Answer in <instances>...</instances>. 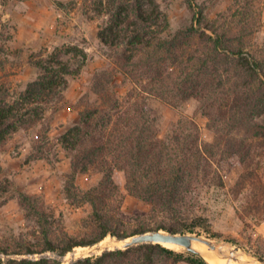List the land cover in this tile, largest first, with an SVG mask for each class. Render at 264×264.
<instances>
[{"label": "trees", "instance_id": "obj_1", "mask_svg": "<svg viewBox=\"0 0 264 264\" xmlns=\"http://www.w3.org/2000/svg\"><path fill=\"white\" fill-rule=\"evenodd\" d=\"M186 1L191 20L177 29L160 0L93 1L95 11L107 18L98 38L110 50L111 62L95 73L81 98L78 123L59 137L71 160L64 195L74 206L90 205L92 212L84 220L85 231L71 235L57 225L42 198L20 192V208L39 227L36 242L20 240L13 249L0 246V253L17 255L6 261L0 257V264H59L45 254L65 256L109 236L122 239L154 230L221 238L212 232L201 203L206 188L226 187L224 169H241L236 194L251 188L264 210L259 174L264 159V44H255L253 6L239 1L235 11L211 19L203 7L195 9V0ZM70 49L83 59L76 70L59 59L60 49L46 60L31 56L29 63L39 75L16 97L1 79L9 58L0 56V146L21 129L37 125L63 101L69 78L80 75L89 57L77 46ZM4 52L0 47V55ZM128 84L132 88L121 95ZM192 100L214 135L212 143H204L198 123L186 116L161 135L152 103L177 108ZM92 172L101 179L89 189L80 188L78 177ZM119 173L124 174L125 191L150 205L147 216L124 217ZM35 255L41 257H31ZM74 264L210 263L200 254L152 243Z\"/></svg>", "mask_w": 264, "mask_h": 264}, {"label": "rangeland", "instance_id": "obj_2", "mask_svg": "<svg viewBox=\"0 0 264 264\" xmlns=\"http://www.w3.org/2000/svg\"><path fill=\"white\" fill-rule=\"evenodd\" d=\"M94 0H0V47L1 59L6 56L8 67L1 73L2 82H7L16 97L27 85L37 79L38 69L29 63L46 60L48 54L56 49L62 50L59 59L73 69L83 62L78 52L70 49L77 46L85 50L89 57L86 67L78 77L69 78L64 99L53 105L45 119L28 129H21L7 143L0 146V246L7 244L14 248L20 240L35 241L39 227L34 219L28 217L18 204L20 192L42 198L49 212L55 215L57 225L71 235L80 236L84 230V220L92 212L88 204L74 206L64 195V182L71 172L68 153L59 145V137L79 121L80 100L88 91L96 72L110 64V50L98 38L99 27L107 18L93 7ZM243 0H195V9L203 7L211 19L222 13L235 11L237 2ZM253 6L256 20V45L264 44V0H248ZM168 12L174 29L191 20V12L186 0H160ZM132 88L124 85L121 95L125 96ZM152 106L160 118V132L164 136L170 124L180 117L194 119L201 130L204 143L214 141L208 129L207 120L198 112L197 102L189 101L173 108L160 102ZM41 151H38L39 147ZM35 156L42 157L35 159ZM226 187L224 189L206 188L202 194V214L208 220L214 233L222 234L215 238L207 233L200 236L214 243L240 248L248 256L264 262V210L254 200L251 188L236 194L234 189L241 169H224ZM260 176L264 181V159L260 165ZM102 175L82 174L77 185L82 189L94 186ZM117 182L123 190V215L127 220L137 216H147L150 205L125 191L123 173L117 175ZM16 186V187H15ZM7 188L6 190H3ZM197 235V234H193ZM234 238L236 244L228 239ZM116 239L109 236L104 241ZM104 241L100 242L103 243ZM99 244V243H98ZM77 247L69 254H73ZM183 250V249H182ZM58 253H46L52 263L64 264ZM14 256V257H13ZM3 260L15 258V254H2ZM27 257V256H21ZM40 257V256H39ZM38 257V258H39Z\"/></svg>", "mask_w": 264, "mask_h": 264}, {"label": "water", "instance_id": "obj_3", "mask_svg": "<svg viewBox=\"0 0 264 264\" xmlns=\"http://www.w3.org/2000/svg\"><path fill=\"white\" fill-rule=\"evenodd\" d=\"M202 243L209 247L213 252H217V246L215 243L205 237L200 235L193 234H179L173 232H167L163 230H154L142 234H137L128 238H116L105 244H96L92 247L88 248L86 252H82L79 255H74L69 260L68 264H74L75 262L91 258L95 256L102 255L105 252L113 251L116 249H129L135 246L143 245V244H162V245H174L179 247L180 249L194 252L203 256V253L195 247V243ZM240 250V248H237ZM16 256V255H15ZM14 257V256H13ZM32 258L39 259V255L31 256ZM39 257V258H38ZM62 260H65V257H61ZM260 264H264L263 261L257 260Z\"/></svg>", "mask_w": 264, "mask_h": 264}, {"label": "bare ground", "instance_id": "obj_4", "mask_svg": "<svg viewBox=\"0 0 264 264\" xmlns=\"http://www.w3.org/2000/svg\"><path fill=\"white\" fill-rule=\"evenodd\" d=\"M107 241H104L101 244H105ZM217 246V252H213L209 249V247L202 243H195V247L203 253V257L210 263V264H260L257 260L248 256L242 250H238L233 247H229L226 244H218L215 243ZM172 249L182 250L179 247L174 245H164ZM88 248H78L73 254H69L63 260L64 264H68L69 260L74 255H79L82 252H86Z\"/></svg>", "mask_w": 264, "mask_h": 264}]
</instances>
